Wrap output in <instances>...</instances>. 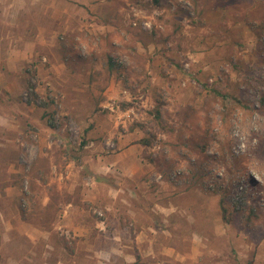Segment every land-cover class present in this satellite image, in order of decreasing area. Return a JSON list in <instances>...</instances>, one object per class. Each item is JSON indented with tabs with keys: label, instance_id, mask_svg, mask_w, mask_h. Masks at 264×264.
<instances>
[{
	"label": "rangeland",
	"instance_id": "374dc122",
	"mask_svg": "<svg viewBox=\"0 0 264 264\" xmlns=\"http://www.w3.org/2000/svg\"><path fill=\"white\" fill-rule=\"evenodd\" d=\"M104 1L111 31L89 21L96 34L63 47L58 75H21L35 118L20 138L21 230L69 250L78 240L57 224L70 202L122 236L92 233L88 264L120 242L131 264H264V0ZM1 226L0 264H27L26 240Z\"/></svg>",
	"mask_w": 264,
	"mask_h": 264
},
{
	"label": "crops",
	"instance_id": "0c3cea01",
	"mask_svg": "<svg viewBox=\"0 0 264 264\" xmlns=\"http://www.w3.org/2000/svg\"><path fill=\"white\" fill-rule=\"evenodd\" d=\"M93 1L97 0H0V223L5 229L2 234L12 240L11 244L16 245V238L19 236L26 240L28 246L24 248V254L27 257L24 256V261L27 264H33L30 252L34 245L31 243H36L33 241L35 237L36 240L39 236L43 237L44 242L40 264H88L87 255L91 254L93 246L87 238L92 233L102 234V229L107 228L111 238L119 241L122 237L117 236L115 229L110 230L107 224L102 225L97 221L93 226L86 224L85 220L79 218L78 209L68 202L59 216L60 223L57 224L67 236L78 240L68 250L61 243H56V240L52 242L46 230H39L34 226L21 230L20 215L15 207L21 195L20 181L25 169L21 162L20 138L25 140V127L35 119L32 107L19 99L23 89L21 75L31 72L40 77L45 74L53 77L58 75V60L65 53L63 47L73 46L75 38L81 39V35H86L85 30L90 33L92 29L96 34L94 28L97 26H91L89 21L104 20L109 24L108 31H111L112 20H109L107 14L113 7L104 0ZM121 11L122 9L114 11L113 16L116 13L119 16ZM43 57L49 62L48 69H44L40 62ZM106 192L110 196L109 190ZM83 200H88L91 204L101 203L98 192L92 190L84 193ZM127 213L129 219L136 224L135 216L142 215L143 211L138 207L131 208L128 203ZM142 229L149 233L154 231L150 226H142ZM143 230L140 229V233L135 234L133 242L136 247ZM118 244L115 248L101 250L109 254V261L104 259L105 261L95 263L131 264L132 251L129 248L131 246L133 250L134 244Z\"/></svg>",
	"mask_w": 264,
	"mask_h": 264
},
{
	"label": "trees",
	"instance_id": "16d2710c",
	"mask_svg": "<svg viewBox=\"0 0 264 264\" xmlns=\"http://www.w3.org/2000/svg\"><path fill=\"white\" fill-rule=\"evenodd\" d=\"M149 1L152 2V3H154V4H156V5L159 4V2H160V0H149ZM220 1H222V2H229L230 3L231 0H220ZM262 99L264 100V94L262 96ZM155 115L157 117L159 116V111L158 110H156V114ZM144 142L145 143H148L149 140H144ZM95 179H98V176H95ZM222 212H223V215L226 217L227 210H226V208L224 206H222Z\"/></svg>",
	"mask_w": 264,
	"mask_h": 264
}]
</instances>
